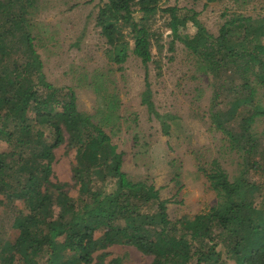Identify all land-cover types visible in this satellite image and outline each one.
Wrapping results in <instances>:
<instances>
[{
  "label": "trees",
  "instance_id": "16d2710c",
  "mask_svg": "<svg viewBox=\"0 0 264 264\" xmlns=\"http://www.w3.org/2000/svg\"><path fill=\"white\" fill-rule=\"evenodd\" d=\"M102 1L95 22L108 45L109 61H125L128 46L121 27L127 26L132 53L147 67L152 38L148 21L160 10L168 14L174 39L192 55L199 72L215 80L223 75L238 80L235 89H227L223 111L214 110L222 86L214 89L209 115L243 165L232 179L216 159L208 168L199 167L216 203L192 217L170 220L168 201L152 183L128 178L121 169L122 154L103 130L118 118L116 96L99 107L97 121L95 114L78 110L73 89L54 86L42 72L27 18L33 0H0V205L13 207L17 201L21 206L12 215L8 238L0 242V263L103 264L108 247L127 244L151 256L149 264H264V209L255 199L257 186L245 178L250 169H264L252 125L264 116L256 98L257 87L264 86V17L233 14L214 35L199 22L197 12L179 16L175 6L159 8V0ZM188 21L195 29L192 34L185 32ZM104 75L97 73L87 85L103 92ZM144 80L141 102L167 134L168 114L155 109L147 72ZM63 143L74 149L71 178L79 205L69 196L67 182L52 181L54 149ZM107 180L114 181L110 191L96 185ZM262 193L264 201V189ZM150 204L155 210L145 208ZM97 230L102 234L96 239ZM112 261L108 264L119 259Z\"/></svg>",
  "mask_w": 264,
  "mask_h": 264
},
{
  "label": "rangeland",
  "instance_id": "374dc122",
  "mask_svg": "<svg viewBox=\"0 0 264 264\" xmlns=\"http://www.w3.org/2000/svg\"><path fill=\"white\" fill-rule=\"evenodd\" d=\"M102 0H33L34 8L27 16L31 24L29 31L34 35L36 52L42 61V72L54 86L72 88L76 95L78 110L95 114L100 106L116 96L118 107L113 124L103 125V130L122 154L121 169L133 181H147L158 189L159 197L166 199L170 220L192 217L208 210L217 201L215 192L199 167L208 168L212 159L227 172L229 179L236 176L243 165L242 159L229 150L220 131L210 119L211 99L216 87L222 86L220 101L214 110L227 108L228 88L238 85L226 75L215 80L214 76L199 72L194 58L184 45L174 39L168 27L169 16L158 10L148 21L152 32L151 59L144 67L132 53V37L129 27H121L122 41L127 43V57L121 64L107 58L108 45L96 25L95 17ZM159 8L175 6L179 16L197 12V19L216 35L219 26L233 14L252 18L264 17V0H159ZM136 8V7H134ZM138 19L139 12H133ZM186 33L195 29L188 21ZM104 73L105 88L96 93L87 83L97 73ZM145 72L151 100L159 114L167 115L169 125L165 134L154 114L148 112L141 102L145 89ZM220 88V87H219ZM256 98L264 108V86L257 87ZM170 115V116H169ZM101 117L100 114H98ZM237 120L231 122L233 128ZM253 131L259 143V152L264 156V116L255 118ZM66 137V135H65ZM1 148L5 149V144ZM261 155L253 156L259 159ZM75 163L74 149L63 143L54 149L52 181L67 182L69 196L79 205L77 186L71 178ZM245 165V164H244ZM245 178L257 186L255 191L258 206L264 209V169H250ZM102 184L101 189L110 191L113 180ZM259 196V197H258ZM1 197V196H0ZM0 205V242L9 235L13 213L21 206L17 201ZM155 210L154 204L145 207ZM58 205L54 206V213ZM102 231L97 230L94 238ZM102 250L95 253L100 254ZM103 264H149L151 256L130 245H113ZM113 262V261H112ZM1 264V263H0ZM232 264V261H228Z\"/></svg>",
  "mask_w": 264,
  "mask_h": 264
}]
</instances>
